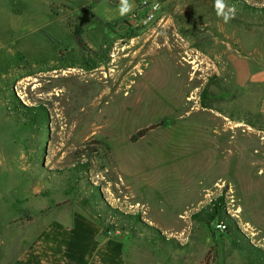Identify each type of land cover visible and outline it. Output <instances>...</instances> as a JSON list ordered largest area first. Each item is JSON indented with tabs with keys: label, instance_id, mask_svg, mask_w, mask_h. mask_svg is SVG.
Segmentation results:
<instances>
[{
	"label": "rangeland",
	"instance_id": "374dc122",
	"mask_svg": "<svg viewBox=\"0 0 264 264\" xmlns=\"http://www.w3.org/2000/svg\"><path fill=\"white\" fill-rule=\"evenodd\" d=\"M139 1L109 26L58 7L1 58L0 253L80 216L124 241L127 264H260L264 84L244 83L264 68V0H226L228 23L214 0H157L146 28L131 23ZM90 191L143 225L122 230ZM219 197L240 237L192 218Z\"/></svg>",
	"mask_w": 264,
	"mask_h": 264
},
{
	"label": "crops",
	"instance_id": "0c3cea01",
	"mask_svg": "<svg viewBox=\"0 0 264 264\" xmlns=\"http://www.w3.org/2000/svg\"><path fill=\"white\" fill-rule=\"evenodd\" d=\"M118 4L111 0H0V62L8 53L22 51L18 47L24 37L43 33L48 25L64 19L54 12L58 7L68 8L81 26L83 16H94L104 23L119 20L118 9L114 13L109 9ZM26 44L34 46L33 41ZM240 59L246 57L237 51L228 55L231 67ZM248 79L244 86L264 84V68L250 69ZM260 110L264 113V99ZM42 227L35 239H25L22 246L13 239L12 250L0 253V264H127L124 241L101 239L100 229L83 217H74L69 223L52 220Z\"/></svg>",
	"mask_w": 264,
	"mask_h": 264
},
{
	"label": "trees",
	"instance_id": "16d2710c",
	"mask_svg": "<svg viewBox=\"0 0 264 264\" xmlns=\"http://www.w3.org/2000/svg\"><path fill=\"white\" fill-rule=\"evenodd\" d=\"M112 2H114L113 0H111ZM119 0H117L116 2H118ZM114 2V3H116ZM92 15V14H91ZM94 19L99 20L101 23H103V21H101L100 19L96 18L93 16ZM106 26H109L111 24L109 23H105ZM75 41L76 44L80 47L83 48V44L81 42V39L79 37V27L76 26L75 27ZM205 91L202 92L201 97H202V101L205 98ZM17 101V99H16ZM18 102V101H17ZM20 105V104H19ZM203 107H207L205 103H202ZM143 132H147V130L141 131L142 134ZM87 168L83 166V170H86ZM75 171L77 170L78 172H82V169L80 168H75ZM97 193V195H96ZM90 197H97L96 201L97 203H101L102 204V210H101V214H103L105 217H109V218H113V220L116 222V224L118 223L119 225H121L122 230L123 226L128 227L130 229H135L136 226L139 225H143V223L140 220V217L138 215H128V214H123L120 213L119 211H117L116 209H112L110 207H108L101 199V196L98 194V191H90L89 193ZM100 197V198H99ZM203 216H206V218L208 219V221H212V220H219L220 223H223L225 225V228L228 227V229H232L235 237H240V232L236 226V224L226 215L225 211H224V203H223V199L222 197H219L213 201H211L209 204H207L206 206H204L200 211L196 212L195 214L192 215V218L194 220H198V221H204ZM108 228H113V227H106V225H103V231L102 234L103 236L107 237V233L106 231L109 230ZM248 249L253 250L254 252L256 250L253 249V247L250 244H247ZM259 259L260 264H263L264 262V255L262 253H260L259 256H257ZM262 262V263H261Z\"/></svg>",
	"mask_w": 264,
	"mask_h": 264
},
{
	"label": "clouds",
	"instance_id": "9594fccd",
	"mask_svg": "<svg viewBox=\"0 0 264 264\" xmlns=\"http://www.w3.org/2000/svg\"><path fill=\"white\" fill-rule=\"evenodd\" d=\"M214 10L217 17L221 18L224 23H228L235 18L236 7L230 6L226 0H214ZM134 3L132 0H119L118 14L121 18L128 16L134 10ZM158 5H153V8H157Z\"/></svg>",
	"mask_w": 264,
	"mask_h": 264
},
{
	"label": "built area",
	"instance_id": "2783aa9c",
	"mask_svg": "<svg viewBox=\"0 0 264 264\" xmlns=\"http://www.w3.org/2000/svg\"><path fill=\"white\" fill-rule=\"evenodd\" d=\"M153 5H158L157 8H153ZM160 2L155 0L139 1L137 4L136 14L131 16V23L141 28H146L156 21L157 14L159 12ZM220 229H225L223 223H219Z\"/></svg>",
	"mask_w": 264,
	"mask_h": 264
}]
</instances>
